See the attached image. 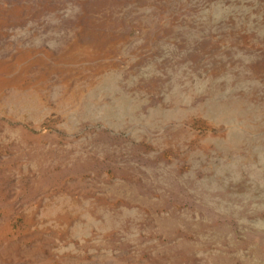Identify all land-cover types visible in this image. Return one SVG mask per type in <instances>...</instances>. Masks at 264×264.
<instances>
[{
    "label": "rangeland",
    "instance_id": "obj_1",
    "mask_svg": "<svg viewBox=\"0 0 264 264\" xmlns=\"http://www.w3.org/2000/svg\"><path fill=\"white\" fill-rule=\"evenodd\" d=\"M0 264H264V0H0Z\"/></svg>",
    "mask_w": 264,
    "mask_h": 264
}]
</instances>
